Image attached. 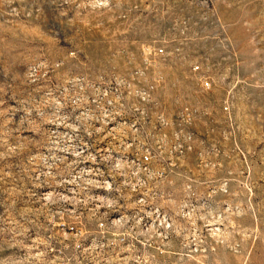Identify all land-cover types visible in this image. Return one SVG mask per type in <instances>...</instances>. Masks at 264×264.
I'll list each match as a JSON object with an SVG mask.
<instances>
[{
  "label": "rangeland",
  "instance_id": "rangeland-1",
  "mask_svg": "<svg viewBox=\"0 0 264 264\" xmlns=\"http://www.w3.org/2000/svg\"><path fill=\"white\" fill-rule=\"evenodd\" d=\"M0 264H264V0H0Z\"/></svg>",
  "mask_w": 264,
  "mask_h": 264
},
{
  "label": "built area",
  "instance_id": "built-area-1",
  "mask_svg": "<svg viewBox=\"0 0 264 264\" xmlns=\"http://www.w3.org/2000/svg\"><path fill=\"white\" fill-rule=\"evenodd\" d=\"M154 86L155 83L153 82L146 85H135L131 82L130 78L125 76L118 77L115 83L111 85H104L102 89H100V97L104 98L102 105L105 116L108 118L115 117L125 112L126 108L139 113L147 112V107L143 102L149 101L151 90ZM127 97H137L143 104L132 101L128 107H126ZM158 116L159 119L164 120L162 113H159ZM79 150H82V147H80ZM145 151L144 159L147 160L150 157V151L148 149ZM115 158L111 160V162H113L112 166H117L118 161H113Z\"/></svg>",
  "mask_w": 264,
  "mask_h": 264
},
{
  "label": "bare ground",
  "instance_id": "bare-ground-1",
  "mask_svg": "<svg viewBox=\"0 0 264 264\" xmlns=\"http://www.w3.org/2000/svg\"><path fill=\"white\" fill-rule=\"evenodd\" d=\"M73 140V139H72ZM82 141V140H81ZM83 142V141H82ZM67 143V142H66ZM84 143V142H83ZM102 143V142H101ZM54 144V143H53ZM56 146V145H55ZM54 146V147H55ZM72 146V145H71ZM70 147V146H69ZM75 147V146H74ZM73 147V151L75 152V154H77V155H80L81 157H82V159H80L79 160V162L80 161H82L81 163H80V169H79V166H78V172L81 174V175H87L88 177L89 176H91V177H95V178H98L97 180V185L94 187L96 190H99V194H97L96 193V196H97V198L95 197L94 198V200H96V202H98L97 204H99V205H102V203L104 204L105 202L106 203H110L109 201H110V199H108V190L110 189V184L108 183V181H104L103 179H100L101 177H100V174H99V172H98V174H97V172H96V169H95V167H94V165H93V160H92V157H93V155L94 154H86V152H83L84 150L82 149V150H79V148H78V146L77 147H75L74 148ZM96 147V146H95ZM58 148V147H57ZM72 149V148H71ZM107 149H109L108 147H107V144H101V145H99V147H98V150H100L101 151V153H100V155H101V157H103V158H105L106 156H110V155H108L109 153L107 152ZM83 152V153H82ZM95 153V152H94ZM99 153V152H98ZM74 154V153H73ZM96 154V153H95ZM72 155V154H71ZM76 156V155H75ZM78 158V157H77ZM93 158H95V157H93ZM99 158V157H98ZM110 159V158H109ZM90 161H92V163L90 162ZM113 161H118V163H117V165L118 164H123L124 162H121L120 161V159L119 158H115V160H113ZM110 165V164H109ZM124 165V164H123ZM121 166V165H120ZM98 168V167H97ZM112 168V167H111ZM115 169V168H114ZM97 171H98V169H97ZM114 171V170H113ZM116 171V170H115ZM117 172V171H116ZM79 174V175H80ZM78 175V176H79ZM83 178V177H82ZM85 178V177H84ZM91 179V178H90ZM73 193H76L75 191H74V189H72V188H70V189H68L64 194H73ZM75 195V194H74ZM72 198V197H71ZM93 198V197H92ZM100 202V203H99Z\"/></svg>",
  "mask_w": 264,
  "mask_h": 264
}]
</instances>
